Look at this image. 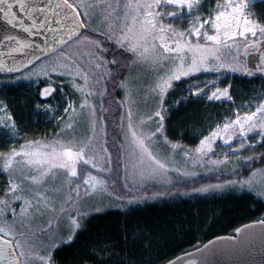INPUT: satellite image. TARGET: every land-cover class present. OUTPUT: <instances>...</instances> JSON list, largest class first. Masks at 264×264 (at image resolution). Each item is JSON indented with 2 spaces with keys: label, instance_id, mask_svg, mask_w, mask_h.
<instances>
[{
  "label": "snow or ice",
  "instance_id": "1",
  "mask_svg": "<svg viewBox=\"0 0 264 264\" xmlns=\"http://www.w3.org/2000/svg\"><path fill=\"white\" fill-rule=\"evenodd\" d=\"M257 2L264 3V0H216L214 7L204 14L200 11L205 7L204 0H92L91 3L86 0H78L77 3H70V0H55V3L53 0H47V3H41L40 0H0V18L9 27L20 28L29 35H39L44 29L50 33L59 32L54 37L56 43L66 44L64 37H68L69 42L73 37L80 39L77 34L87 28L85 19L90 21L92 14H95H90L89 10L99 9L102 22L107 24L103 33L106 39L114 41L118 48L132 54L131 65H147L156 74L154 82L144 93V101L158 98V107L152 115L142 116L135 123L131 105L137 101L132 98L131 83L125 80L120 85L126 89L125 99L129 104L127 127L133 146V172L139 165L141 172L146 167L153 175H166L169 172L166 161L171 157L160 158L154 149L159 143L158 137H162L163 143L170 146L173 152L182 148V145L173 143L165 135L166 95L174 87V81L200 72L219 74L229 71L243 76H252L254 73L264 75V22L259 17L253 18L256 14L252 10ZM81 10L84 19L81 18ZM53 16L58 25L56 29L50 26ZM25 19L31 23L26 24ZM177 21L179 23H175ZM82 38L93 46L94 51L88 55L93 57L91 63L95 68H106L109 63L118 64L116 60L109 62L102 55H97L106 51L101 48L99 40H89L87 36ZM5 41L15 42L16 45L9 49V54L33 47L30 41L15 35L5 34L0 43ZM67 59L71 62L58 60L50 71L63 69L62 75L70 78L72 88L81 94L82 100L79 109L71 99L63 108L68 119L58 134L61 138L48 142L29 140L20 145L19 149L12 147L7 152H0V172L9 177L4 197L0 198V264H52L51 251L41 254L49 247L43 243V234L48 233L47 238L54 239L61 220L67 217L72 234L59 243L71 242L76 229L81 226L80 218L86 215L79 211L80 200L107 192L106 181L89 170L96 169L98 173L111 171L110 168L99 166L95 155H89L92 137L84 139L72 134L77 119L85 110L90 117L92 131L95 132L96 108L88 99L97 95L93 90L95 84L90 85L89 72L84 71L70 57ZM28 63H32V60L29 59ZM0 70L17 71L7 67L3 61H0ZM104 74L111 75V72L106 70ZM36 75L49 77V66L43 65ZM77 78L82 79L83 84L76 83ZM218 80L217 75L215 80L202 82L204 87H200L201 82H197L194 85L196 90L190 91L189 96H204L207 101L228 100L235 103L231 93L232 85L216 87ZM209 89L213 90L209 92ZM55 91L49 83L39 92V96L50 98ZM99 95L103 97L104 92L100 91ZM181 102L182 99L175 101L176 104ZM247 104L248 108L243 113L239 108L234 111V118L225 116L214 127L210 123L207 129L201 128L197 133L202 137L199 144L194 149L184 148V157L192 159L194 163H202L204 157L214 151L217 141H223L234 153L246 147L252 148L256 143L264 144V99L259 100L254 111L251 110V102ZM36 107L41 105L37 104ZM44 107L52 113L56 111L51 105ZM153 116L158 118V126L155 131H144V125L151 122ZM0 128L13 138L20 131L7 105L0 106ZM205 131L207 134H204ZM249 134L258 135L259 140L250 144ZM65 136L68 138L65 139ZM234 141L239 143L236 148H231V142ZM256 158L255 153L238 157L245 162ZM259 158L264 159V153ZM227 160L226 155L224 161L212 163L221 164ZM108 163H111L110 157ZM171 170L180 173L179 168ZM60 175L64 177L63 183L59 187L49 186V178L54 182ZM182 175L194 176L196 173L183 172ZM257 176L264 177V169L253 170L248 179L228 180L224 184L210 187L239 185L256 191L259 186L260 190L256 194L264 196V180L256 181ZM77 180L80 183L72 187ZM64 189L67 192L63 199L57 200L56 196ZM14 202H20L19 213L13 206ZM94 210L102 211L100 208ZM72 211L76 212L75 216L70 214ZM46 214H51L47 225L33 228L32 222ZM260 223L264 224V221ZM58 246L53 243L50 248ZM177 264H180L179 258Z\"/></svg>",
  "mask_w": 264,
  "mask_h": 264
},
{
  "label": "trees",
  "instance_id": "2",
  "mask_svg": "<svg viewBox=\"0 0 264 264\" xmlns=\"http://www.w3.org/2000/svg\"><path fill=\"white\" fill-rule=\"evenodd\" d=\"M258 4L260 7L256 9L255 16L263 22L264 3ZM86 32L91 33L87 30L78 37ZM76 40L77 37L68 44ZM123 72L124 67L119 69L115 67L112 73L113 76L121 77ZM18 74H0V102L7 105L20 130V136L12 140L5 134V130L0 128V152H7L21 142L49 134L55 128L51 122L45 120L46 114L36 107L37 104L42 105L44 101L38 94L39 86L30 87L22 80L13 81L12 78ZM232 84L231 93L236 102L245 99V93L251 92L254 85L260 88L257 91L264 92V78L261 77L235 76ZM119 93L120 90L109 93L108 101L111 99L113 105L118 106ZM60 104L62 105L63 101ZM227 104L195 98L182 101L168 109L165 133L171 140L183 141L184 144L181 145L184 147L194 145L201 128L207 129L216 119L222 121L224 114L230 112ZM113 114L112 118L117 119L120 108ZM206 115L209 117L204 121ZM192 127L198 131H194ZM117 130H112L115 135L118 133ZM116 143L118 142L106 141L110 149ZM256 145L258 146L255 152H258V157L264 153V144ZM239 164L235 177L257 168L262 161L254 159L249 163L239 161ZM230 173L224 172L219 177L218 174L201 175L193 181L171 186L156 183L144 185L141 193H155L158 196L124 210L112 209L94 213L83 220L72 241L60 244L53 250L52 264H163L177 254L193 249L216 235L231 234L243 223L264 218L263 198L248 190L226 188L205 194L180 195L181 191H188L201 181H216L220 177L234 176V173ZM101 175L107 180L108 173L104 172ZM110 182H113V178L109 176L108 183ZM114 182L115 188L112 190L119 196L127 198L138 195L123 186V179L119 175L115 177ZM7 183V175L0 172V198L4 197Z\"/></svg>",
  "mask_w": 264,
  "mask_h": 264
},
{
  "label": "rangeland",
  "instance_id": "3",
  "mask_svg": "<svg viewBox=\"0 0 264 264\" xmlns=\"http://www.w3.org/2000/svg\"><path fill=\"white\" fill-rule=\"evenodd\" d=\"M78 0H70V3H77ZM86 2L91 3L92 0H86ZM205 7L202 8L200 11L204 14H207V11L209 8L214 7L216 0H204ZM260 5L258 2L254 5L253 11L256 12V9H258ZM171 11L172 9H168ZM91 16V20L85 19V23H87V27L90 30L91 33H84L80 36L79 40H76L72 44H68L61 50L56 51L52 55H49L45 58L40 59L39 61L35 62L32 66L26 68L18 74L17 76H14L12 78L13 81L22 80L27 83L30 87L39 86L38 94L39 92L49 86V83H51V86L56 89L53 96L50 98L41 97L44 101H42L41 107H39V110H42L45 115V120L47 119V122H51L52 126H55L53 131H51L49 134L41 135L35 139L32 140H41L43 142H48L53 139H59L61 138L58 134L61 132V129L64 127V124L67 122L68 117L64 115L63 108L67 105V101L69 99L74 101L75 107L79 109L80 102L82 100L81 94L76 92L71 85L70 78L62 75L63 69H58L56 72H51L50 69L56 62L59 60L64 63H70L67 58L70 57L72 61H75L77 64L80 65V67L84 70L89 72L91 75V84H95V87L93 88L94 91L97 92V95L88 97L89 101L95 105L96 108V126H95V132L92 131V126L90 123V117L87 114V110H85L84 114L81 115L75 124L74 129L72 130V134H74L78 138H84L87 139L89 136L92 137L91 141V148L89 150V155H95L96 156V162L101 167L110 168L111 171H105L108 173L107 180L102 177V173H98L96 169H89L92 171L94 175H99L100 178L104 179L107 183V192H104L102 195L97 194L93 195L91 197H83L80 200L79 203V211L81 213H85L86 215H83L80 218V225L83 222V220H86L88 217L92 216L94 213H103L107 212L112 209H119L124 210L128 207H131L136 204L143 203L145 201H150L155 199L158 194L155 193H141V188L148 184V183H156L161 186H171L176 183H185L190 182L201 175L205 176L207 174H218V177L220 174H223L224 172L227 173H234L232 177H220L224 178L223 180L216 181H201L200 184H198L194 188H190L188 191H181V194H189V195H195V194H202L207 193L210 191L215 190H221V189H235V190H248L251 192H254L256 194V191L260 190V187L258 186L256 191L249 190L247 186L241 188L239 185H228L222 188H213L210 187L211 185L216 184H224L228 180H239V179H248L251 175L252 171L255 169H264V159H260L259 156L255 160H261L262 164L259 165L257 168L251 169L250 171H247L246 174H243L242 176L235 177L237 172V168L239 167V161H242V163H245V161L238 159V157H247L252 156L254 153L256 156L258 155V152H255V149L258 145L254 144L252 148L246 147L245 149H241L237 152H232L231 149L223 144V141H217L216 146H214V151L204 157V160L202 163L197 162L194 163L192 159H186L183 155L184 148H191L194 149L198 144L200 138H202L200 135L197 136L198 138L195 139L194 145H186V147L182 146V148L177 149L175 152L170 148V146L165 145L163 143V138L158 137L159 143L155 146V151L158 152L160 158L165 157H171L166 162L169 167V172L166 175H153L151 171L148 168H144L141 172L140 166L137 165V169L135 172H133V158H132V151L133 146L131 144V136L128 132V120H127V111L129 108V104L126 102V89L121 87V82L125 80H129L131 83V94L132 98L137 101L136 104L131 105L133 112L135 113L133 117V122L135 123L138 121L142 116L146 115H152L154 111L158 107V98L152 99L149 98L147 102L144 101V93L147 91L149 85H151L154 82L155 79V73L147 66V65H131L132 60V54L125 52L124 49L118 48L114 41H109L106 39L105 35L103 33L106 31L107 24L105 22H102V19L100 17L99 9H92L89 10ZM83 10H81V18H83ZM253 18H257L254 16ZM171 22V21H168ZM262 22V21H261ZM264 22V21H263ZM175 23H179L178 21ZM83 36H87L89 40H99L101 42V48L105 49L106 51L97 53V55H102L105 60L111 62L112 60L118 61L117 65H112L109 63L106 68L102 66L100 69L95 68L94 64L91 63V60L93 59L92 56H89L88 53H92L94 51L93 46L88 42V40H83ZM47 64L49 66V77H44L42 75H36V73L41 71V68L43 65ZM115 67L123 68L124 72L122 73L121 77H118V75L113 76V70ZM110 71L111 75H105V71ZM115 75V74H114ZM217 75L219 76L218 83L216 84V87H225L228 84H232V81L234 80L235 76H242L245 77L239 73H232L229 71H222L219 74L216 73H195L192 77H186L182 78L180 81H174V87L169 91V93L166 95V110H165V116L167 114V111L169 112V108L172 106H175V101L178 99H182V101H189L191 98H195L198 100H205L204 96L200 97H192L189 96V92H194L196 89L194 85L197 82H201L199 84L200 87H204V84L202 82L209 81V80H215L217 79ZM30 77V78H25ZM103 77V78H101ZM255 77V76H254ZM134 78V79H133ZM247 78V77H245ZM98 81V83H96ZM21 82V81H19ZM76 83L83 84V80L80 78H77ZM252 90L249 93H245L246 97L243 100H238V102L235 101V103H232L228 100H221V101H212V102H222V103H228V107H230V112L224 114V116H233L234 118V111L239 108L241 113L247 110L248 104L247 102H251V110H255L256 104L259 102V100L264 99V92L257 91L260 90L259 86H252ZM120 90V96L118 98V106L113 105V101L111 99H107V95L109 93H114ZM213 89H209V92ZM103 91L104 95L101 97L99 95V92ZM257 91V93H255ZM207 93H205V96ZM244 95V96H245ZM62 99V100H61ZM61 101H63V104L61 105ZM208 102V101H207ZM0 102V106H3ZM44 105H51L53 108L56 109L55 113H52L48 111ZM105 105V106H104ZM120 108V115H118V118L113 119L115 110ZM8 110V109H7ZM111 112V113H110ZM112 114V115H111ZM209 116H205L204 121ZM113 119V120H112ZM224 117L222 118L223 121ZM167 116L165 119L166 123ZM117 121V122H116ZM216 119L212 126H215L216 122H222ZM111 131L114 129H118L117 135H115L114 131ZM158 126V118L153 116V120L149 122L148 124L144 125L143 130L144 131H155V127ZM193 129V127L191 128ZM194 130V129H193ZM194 131H198L196 128ZM204 134H207L204 133ZM166 135V133H165ZM20 135L18 134L16 137H10L12 140H16ZM168 137V136H167ZM65 139L68 138V136L64 137ZM169 138V137H168ZM109 140L110 142L117 141L114 146L110 149L106 141ZM173 143H179L184 144L181 140H171ZM259 140L258 135L256 134H249V143L252 144L253 141ZM29 141V140H26ZM24 142H21L18 146H16L17 149H19L20 145L24 144ZM239 141L231 142V148H236ZM186 144V143H185ZM114 147V148H113ZM107 149V151H105ZM117 150V153H116ZM248 150V152H244ZM244 152V153H243ZM243 153V155H242ZM227 155L228 160L225 163L221 164H214L212 161H224L225 156ZM109 157L111 158V163H108ZM250 161H248L249 163ZM247 167V164L245 165ZM173 168H179L180 173H177L175 171H172ZM183 172H189V173H196V175H188L184 176L182 175ZM230 173V174H232ZM119 175L123 179V186L130 190L136 192L138 195H133L130 197H122L116 194L112 188H115V177ZM109 176L113 178L114 184H111L113 182L108 183ZM9 179V177L7 176ZM226 179V180H225ZM256 181H262L264 180V177L257 176L255 178ZM64 181L63 175L58 176L55 181L53 182V179L49 178V186L51 187H59ZM170 181V182H169ZM77 183H80V181H74L72 187H75ZM8 186V183L6 187ZM195 189H207L206 191H196ZM67 192V189H64L59 195L56 196L57 200H62L64 197V193ZM109 193H111L109 195ZM150 194V195H149ZM73 197L75 198V193H72ZM260 196V195H258ZM264 200V196H260ZM129 201H132L131 203ZM13 206H15V209L17 213H19L20 210V202H14ZM100 208L102 211H95L94 209ZM72 216L76 215L75 211H72L70 213ZM51 214H46L42 217H37L33 222V228L38 229L41 227H44L47 225L48 220L50 218ZM9 220H11V217L9 216ZM82 226V225H81ZM81 226L76 229V232L81 228ZM55 227V225H54ZM75 232V233H76ZM72 234L69 221L67 217H64L59 225V230L57 232V235L54 239L49 240L48 233L43 234L42 240L43 243L49 247L46 248L45 252H42L41 254H46L47 251H51L53 253L54 249L50 248V245L53 243H56L60 245L59 243L61 240H66L67 237Z\"/></svg>",
  "mask_w": 264,
  "mask_h": 264
},
{
  "label": "water",
  "instance_id": "4",
  "mask_svg": "<svg viewBox=\"0 0 264 264\" xmlns=\"http://www.w3.org/2000/svg\"><path fill=\"white\" fill-rule=\"evenodd\" d=\"M40 2L47 3V0H40ZM25 23L31 22L25 19ZM50 26L53 29L58 28L54 16ZM86 30L87 28L81 29L77 36ZM5 34L28 40L33 44V47L9 54V49L16 46L15 42L0 43V53H4V55H0V61H3L7 67L17 69L13 72L0 70V74L19 73L69 43L68 37H64L66 44L56 43L54 37L59 35V32L50 33L44 29L40 31L39 35H29L20 28L9 27L0 18V40ZM75 38H71L70 41ZM29 59L32 60L30 64L28 63ZM252 76L264 78V75L260 73H254ZM260 221H264V218L243 223L235 228L233 233L216 235L193 249L177 254L163 264H169V262L177 264V258H179L180 264H264V224Z\"/></svg>",
  "mask_w": 264,
  "mask_h": 264
}]
</instances>
